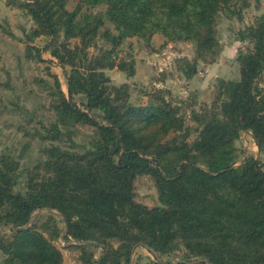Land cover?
Listing matches in <instances>:
<instances>
[{
  "label": "trees",
  "instance_id": "1",
  "mask_svg": "<svg viewBox=\"0 0 264 264\" xmlns=\"http://www.w3.org/2000/svg\"><path fill=\"white\" fill-rule=\"evenodd\" d=\"M239 1L243 8L260 0H76L71 10L67 0H4L30 16L25 48L34 50L37 62H48L42 51L57 60L67 91L51 73L55 117L36 132L46 144L27 168L23 186L18 187L23 152H0L2 264L63 263L53 242L64 230L62 219L48 212L43 222L37 224L36 217L23 227L39 208L64 217V240L79 242L70 246L80 251L83 264H139L132 262L138 245L156 254L146 264L201 258L264 264V169L260 158L243 156L236 145L249 131L264 154V11L237 31L251 44L235 56L238 78H217L212 106L192 111L199 129L191 141L178 107L160 90L145 105H135L129 84H113L105 72L116 68L134 75L133 61L114 62V49L127 38L149 43L160 33L166 41L193 43V59L182 58L179 65L192 78L199 63L219 55L216 20L220 13H234ZM101 5L105 9L91 11ZM0 32L15 37L5 20ZM43 35L42 48L31 42ZM71 39L78 42L70 45ZM97 39L108 46L89 54ZM78 125L91 129L81 151L70 148ZM66 141L65 147L58 144ZM141 175L157 187L158 202L151 207L135 200ZM94 248L101 249L98 255ZM175 252L180 261L168 259Z\"/></svg>",
  "mask_w": 264,
  "mask_h": 264
},
{
  "label": "rangeland",
  "instance_id": "2",
  "mask_svg": "<svg viewBox=\"0 0 264 264\" xmlns=\"http://www.w3.org/2000/svg\"><path fill=\"white\" fill-rule=\"evenodd\" d=\"M75 4L76 0H67L66 7L71 10ZM241 5L239 1L234 13L219 14L216 21L221 51L213 62L199 63L197 73L192 78H186L179 65L182 58L193 59V43L166 41L160 33L162 38L153 36L149 43L136 36L127 38L114 49L112 56L114 62L133 61L134 75L127 76L125 72L116 68L107 69L105 72L113 84L118 85L122 82L129 84L130 102L135 105H145L149 95L160 90L173 107H178V115L184 118L185 124L191 130L188 136V140L191 141L197 136L199 129L197 122L191 118L192 111L200 113L212 106L217 78H238L235 56L239 50H245L251 44L247 39L241 40L237 36V31L250 24L264 11V0L258 3L251 2L243 8ZM85 8L84 6V10ZM103 9L105 6L101 5L92 8L91 11ZM4 20L15 37L0 32V152L10 151L12 154L23 152L18 171V187H21L27 168L37 162L40 157L39 149L46 144L37 137L36 132L55 117L49 105L52 98L51 87L54 83L51 73L58 77L65 93L66 74L50 53L42 51V57L48 61L44 63L31 58L34 50L27 52L24 34L33 26L29 15L15 6H10L7 10L0 8V22ZM46 41L47 37L43 35L31 42L42 48ZM77 42V39H71L70 45ZM105 46H108L105 41L97 39L88 49V53L94 54L100 47ZM77 129L71 135L75 145L70 148L81 151L87 146L91 129L82 125H78ZM58 144L65 147L69 145V141ZM236 145L242 148L243 156L251 154L260 158L264 169V154L259 152L249 131L241 133ZM239 163L238 161L236 165ZM135 200L146 207L157 204V187L148 175H141L136 179ZM47 213L46 210L38 213L37 224L47 218ZM58 219L61 218L58 216ZM59 224L64 225L63 222ZM64 237L60 236L53 241L62 253V264H83L79 257L80 251L70 246L72 245L70 243L76 242L65 241ZM94 249L96 255L101 251L100 248ZM2 258L0 252V264ZM150 258H153V254L146 247L138 245L134 248L132 262L137 259L139 264H146ZM168 259L181 260L179 252L170 255Z\"/></svg>",
  "mask_w": 264,
  "mask_h": 264
},
{
  "label": "water",
  "instance_id": "3",
  "mask_svg": "<svg viewBox=\"0 0 264 264\" xmlns=\"http://www.w3.org/2000/svg\"><path fill=\"white\" fill-rule=\"evenodd\" d=\"M42 210H46L49 213H53V214L59 216L63 220V222H64V232L62 233L61 238L64 237L65 235H67L68 228H67V223L65 222L64 217L58 211H56L54 209H51V208H39V209L35 210L33 212V214L29 217L28 222L23 227H27L36 218V216L38 215V213L40 211H42ZM1 227L2 226H0V229H1ZM23 227H21V228H23ZM70 244H73V243H70ZM150 251H151V253H154L155 254V252L153 250H150ZM157 259L160 260L158 258V256H157ZM199 262H205L207 264H212L207 259H204V258L187 261V262H184L182 264H197Z\"/></svg>",
  "mask_w": 264,
  "mask_h": 264
},
{
  "label": "crops",
  "instance_id": "4",
  "mask_svg": "<svg viewBox=\"0 0 264 264\" xmlns=\"http://www.w3.org/2000/svg\"><path fill=\"white\" fill-rule=\"evenodd\" d=\"M0 8H2V10H7V9L10 8V6H6L5 3H4V0H0ZM154 36L155 37H157V36H160L161 37V35L159 33H156Z\"/></svg>",
  "mask_w": 264,
  "mask_h": 264
}]
</instances>
